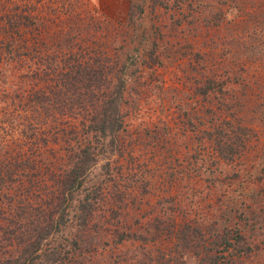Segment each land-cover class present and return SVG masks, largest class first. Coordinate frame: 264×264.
<instances>
[{
    "label": "rangeland",
    "instance_id": "obj_1",
    "mask_svg": "<svg viewBox=\"0 0 264 264\" xmlns=\"http://www.w3.org/2000/svg\"><path fill=\"white\" fill-rule=\"evenodd\" d=\"M4 1L0 0L1 36L4 15L12 13L11 9L2 8ZM254 1L256 9L264 8V0L262 5L261 0ZM193 2L184 13L175 5L166 7L160 0H35L31 10L23 9L24 12L29 10L37 24L23 28L24 32L18 35L17 42L27 40L31 49L17 46L19 51L14 52L15 56L3 52L0 126L9 122L15 107L17 110L20 94L28 93L30 82L24 75H37L41 67L39 59L44 57L47 63H53L54 60L76 58L77 43L82 39L99 38L98 45L88 47V52L95 51L96 47L103 49L102 58L113 64L119 58V66L125 62L128 69L129 90L125 95L128 102L122 104L124 126L113 140L107 138L110 145L108 143L102 151L105 153L92 168L90 182L86 184L90 187L103 180L109 189L105 190L103 202L94 212L86 231L74 220L53 237V243L59 245L62 253H67L73 249L78 233L89 234L90 250L83 252L85 241L78 238L80 248L74 254L72 250L67 253L71 264H119V261L123 264L141 253L147 254L149 248H154L151 247L153 242L145 243L130 233L138 235L141 233L139 225L145 221L155 225L156 218H166L171 213L175 214L176 222L193 221L192 226L206 233L212 243L214 239L221 241L212 236L218 231L232 230L234 236H238L237 230L245 231L251 237L252 249L237 257L235 264H264V37L258 41L255 58L243 46L233 53L235 49L224 41L226 32L222 26L208 28L205 20H192L190 12L201 6ZM170 3L173 5L174 0ZM132 8L137 12L134 20L129 17ZM203 9H206L204 4ZM237 23L242 29L246 27L245 22ZM250 36L245 33L242 42ZM153 52L161 54L162 64L155 62L149 67ZM246 62L248 69L241 67ZM229 66L231 73L227 69ZM212 74L229 80L230 90L224 97L218 94L219 100L217 96L213 102L211 93L204 99L195 90L203 87ZM56 80L38 77L35 82L49 89ZM51 111L44 110L45 114ZM25 115V111L18 114L21 122ZM233 115L242 117L241 123L250 129L248 147L242 155L227 161L220 159L214 141L209 138L210 125L213 120L217 122L215 135L220 126L231 130L234 126L228 119ZM59 119L61 115L57 122ZM10 122H14L13 119ZM30 125L40 130L28 128ZM52 125L51 117L40 124L23 123L26 130L21 135L23 142L29 140L27 144L44 137L50 140ZM237 128L239 130L240 126ZM7 139L16 146L13 139ZM211 154L219 166L210 162L207 170L201 172L199 161ZM109 155L111 166L106 172L103 164ZM212 166L214 170L210 172ZM120 184L125 191L124 202L121 201L125 206H118L114 196V189ZM108 208L118 209L117 218L112 217ZM108 230L100 242L101 234ZM115 230L118 234L124 233V240H117ZM233 241L237 245L236 240ZM225 245L216 242L213 247ZM174 248L185 251L181 241ZM236 249L228 253L234 255ZM186 251L193 253V250ZM185 260L188 264H196V255Z\"/></svg>",
    "mask_w": 264,
    "mask_h": 264
},
{
    "label": "trees",
    "instance_id": "obj_2",
    "mask_svg": "<svg viewBox=\"0 0 264 264\" xmlns=\"http://www.w3.org/2000/svg\"><path fill=\"white\" fill-rule=\"evenodd\" d=\"M34 1L2 2V8L5 11L11 9L12 13L4 15L5 24L1 29L2 36L0 35V62L3 52L15 56L14 52L19 51L21 47L31 49L27 40L17 41L18 35L24 32L23 28H32L37 24L29 12ZM160 2L166 7L175 5L183 11L182 13L194 3L193 0H174L173 5L170 3L171 0ZM195 2L201 6L206 5V9L201 10V6L200 9H193L190 12L192 20L203 19L208 28L213 25L222 26L226 32L224 41L232 50L235 49L233 53L243 46L250 56L256 57L258 41L264 37V8L256 9L254 0H195ZM259 3L262 5V0ZM24 8L29 10L25 9L24 12ZM138 9L140 12L143 11L142 6ZM136 15L137 12L132 8L130 20H134ZM237 21L245 22L246 27L242 29V25ZM245 33H250L251 36L242 42ZM98 39H82L77 43L76 58L54 60L53 63H47L48 60L44 57L39 59L41 67H38L37 75L29 73L24 75L30 82L28 93H16L18 96L20 94L17 110L15 107L12 113L14 116L10 115L9 122L0 126V264H71L72 261L67 260V253L72 250L74 254V251L80 248L78 238L85 241L82 251L90 250L91 241H87L89 234L78 233L73 241V249L67 250V253L60 251L59 245L53 243V237L63 226L74 220L79 222L82 231L87 230L109 186L103 180L90 187L86 184L90 182L92 168L96 167L105 153L102 151L108 143L110 145L107 138L112 137L113 140L124 126L122 104L128 102L125 98L129 90L128 69L125 62L119 66V58H116L114 64L102 58L103 49L96 47L95 51L88 52V47L98 45ZM95 54L96 58H93ZM160 55L159 53L154 55L153 52V62L148 63L149 67L155 62L162 64ZM247 64L248 62L243 63L241 67L248 69ZM54 66L57 69L53 68ZM227 69L228 72H232L230 66ZM38 77L44 80L57 79V83L51 84L49 89L39 87L35 82ZM195 90L204 99L211 93L213 102L217 96L219 100L218 94L221 93V97H224L230 93L229 80L220 79L217 74H212L203 87H196ZM50 109L51 113L45 114L44 110L49 112ZM22 111L26 112L23 122L18 116ZM29 111L33 113V117L29 115ZM58 115H61V119L57 122ZM49 117L53 121L49 130L50 140L44 137L30 140L31 143L27 144L29 140L23 142L24 137L21 135L26 131L23 123L40 124ZM11 119L14 122H10ZM242 119L236 115L229 117L228 120L232 121L234 128L225 130L220 126L217 128L218 131L216 130L218 132L216 135L217 122L213 120L210 125L212 129L209 138L214 141L220 159L234 160L248 147L247 137L250 129L241 123ZM27 127L40 130L35 125ZM6 137L13 139L17 143L16 146L10 144L12 142ZM100 139L102 143H98ZM109 157L110 155L103 164L106 172H109L111 166ZM213 158L214 154H211L202 158L200 164L197 162L203 169L201 172L207 170L210 162L213 166H219L218 161ZM213 166L210 172H213ZM114 190L118 206H125L126 204L121 203L124 202L125 193L122 185ZM251 191L253 192V189ZM108 209L112 217L117 218L118 209ZM253 210L254 207L251 212ZM176 219L175 214L171 213L166 218H156L158 223L155 225L150 221L139 225L138 231L141 233L138 235L130 233L131 236L140 238L145 243L153 242L154 246L151 247L154 248H149L147 254L141 253L137 258L123 264H188L185 258L189 259L194 255L196 264H235L238 261L237 257L252 249L249 241L251 237H248L245 231L237 230L238 236L232 235V230L226 233L218 231V234L214 233L212 236L218 237L221 241L214 239L215 243H212L210 237H206V233L195 225L192 226L193 221L191 223L187 219H182L176 222ZM167 220L168 224L165 222ZM252 226L254 227V223ZM245 228L250 229L247 225ZM108 232L109 230L101 234L100 242ZM117 236V240L120 241L125 238L124 233H117ZM93 240L96 242L97 237L94 236ZM233 240H236L237 245H234ZM180 241L184 244V252L174 248ZM216 242L217 244L224 242L226 245L216 249L213 247ZM239 245H243L241 249ZM232 248H237L234 255L228 253ZM186 250H193V253H186Z\"/></svg>",
    "mask_w": 264,
    "mask_h": 264
}]
</instances>
